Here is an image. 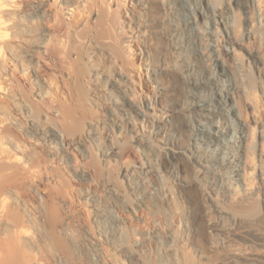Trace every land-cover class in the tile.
<instances>
[{
  "label": "rangeland",
  "instance_id": "rangeland-1",
  "mask_svg": "<svg viewBox=\"0 0 264 264\" xmlns=\"http://www.w3.org/2000/svg\"><path fill=\"white\" fill-rule=\"evenodd\" d=\"M228 1L0 0V264L264 261V0Z\"/></svg>",
  "mask_w": 264,
  "mask_h": 264
},
{
  "label": "bare ground",
  "instance_id": "bare-ground-1",
  "mask_svg": "<svg viewBox=\"0 0 264 264\" xmlns=\"http://www.w3.org/2000/svg\"><path fill=\"white\" fill-rule=\"evenodd\" d=\"M229 4V6L232 8V7H239V8H241L242 10H244V11H248V0H229L228 1V3H227V5ZM181 6H182V4H181ZM180 6V7H181ZM184 7V6H183ZM183 11V10H182ZM196 16H198V18L199 19H201V21H204L205 20V18H206V15H205V13L203 12V10H201V9H199V10H197V14H196ZM247 18V17H246ZM196 22V21H195ZM185 23V22H184ZM198 23V22H197ZM204 25H205V30H208L210 27H208V24H206V23H203ZM252 25V22L251 21H249L248 19H246V21H245V24H244V30H245V34L246 35H249V32H250V28L252 27L251 26ZM207 32H209V31H207ZM206 33V32H205ZM207 34V33H206ZM226 43V42H225ZM211 47L214 49V44L213 45H211ZM227 47H229V46H225L224 44H222L221 45V48H223L225 51H227ZM189 68V67H188ZM188 73V72H187ZM220 82H222L221 81V78L220 77H215L214 78V86H215V90H216V92H217V95L218 96H220V93H221V90H222V87H221V85H219L220 84ZM197 84H198V82H197ZM196 86V85H195ZM200 86V85H199ZM202 88L205 90V91H207V89L208 88H210V85H208V84H206V82L205 83H203L202 84ZM212 90V89H211ZM224 90V89H223ZM227 91V90H226ZM193 95V94H192ZM194 96V95H193ZM128 100H130L128 97H125V99H124V101L123 102H118V104L120 105V107H121V110L126 114V113H128V110L129 109H127V104H128ZM217 101L219 102V104H220V98L218 99L217 98ZM192 104H193V102H191ZM195 103V102H194ZM150 100H147V102H145V104H144V106H146L147 108H151V106H150ZM195 105V104H194ZM200 109H205V108H207V106H204L203 104H196ZM226 107V108H225ZM224 107V105H221V110L220 111H223V110H225V109H227V106H225ZM187 109V108H186ZM139 115H141V116H143V118H146V115H145V113L140 109L139 111ZM195 112H197V111H195ZM197 113H199V112H197ZM129 114V116H130V113H128ZM200 115H202L203 116V118L204 117H207V116H209L208 114H205L203 111L202 112H200L199 113ZM217 114V113H216ZM220 114V113H219ZM128 116V115H127ZM148 117V116H147ZM209 118H210V116H209ZM225 118V117H224ZM157 121H160V120H157ZM217 122V121H216ZM215 124V122H213V125ZM235 124V123H234ZM213 125H211V126H213ZM214 127V126H213ZM179 128V127H178ZM205 127H202L201 126V129L203 130ZM215 128L217 129L216 131H220L221 129L217 126V124L215 125ZM222 128V127H221ZM120 129V128H119ZM199 129H200V127H199ZM198 129V130H199ZM200 129V130H201ZM186 131V130H185ZM190 131V130H189ZM222 132H223V130H221ZM214 133V132H213ZM197 138V137H196ZM201 140V139H200ZM221 140V139H220ZM205 142V141H204ZM239 142V140H238V136L237 135H235V133H234V130H230V132H229V134H227V142H223L222 144V146L223 147H221V145H218V148L219 149H221V151L224 153V154H222V156H221V158H224V159H227L229 162H232L233 163V160H236V154H234L235 152L234 151H231V150H233V148H235V146L237 145V143ZM240 143V142H239ZM221 144V143H220ZM237 147V146H236ZM204 148V147H203ZM163 149H165V153L166 154H164L165 155V157L168 159L169 158V154H168V152L170 153V152H172V153H174V151L172 150V148L170 147V146H165ZM226 149V150H225ZM112 153V151H108V152H105V155L107 154H111ZM194 152H192V155L194 156V154H193ZM225 153H230V154H225ZM104 154V153H103ZM163 155V156H164ZM172 155H174V154H172ZM212 155V154H211ZM171 156V155H170ZM192 156V157H193ZM197 156V155H196ZM199 156V155H198ZM210 156V155H209ZM214 156V155H213ZM205 159V158H204ZM213 159V158H212ZM211 159V160H212ZM217 159V158H216ZM162 160V159H161ZM210 160V161H211ZM163 161V160H162ZM200 161V160H199ZM213 162H208V161H205V162H201L200 164L203 166V167H206V168H208V167H211V166H215L214 165V162H215V160H212ZM168 162V161H167ZM169 162H171V161H169ZM172 163V162H171ZM141 164V163H140ZM150 165V164H149ZM154 165V164H153ZM172 165V164H171ZM173 165H175L174 163H173ZM136 167V166H135ZM175 167V166H174ZM173 167V168H174ZM234 168H233V170L230 172V176L228 177V178H230V179H232L233 181V183H234V186H235V188L234 189H237V187L238 186H240V184H239V172H238V167L236 166L235 167V165L233 166ZM141 168H143L144 169V171L146 170L147 172H149L150 173V175H151V177L155 180L156 179V171H155V168L154 167H146L145 165H142L141 164ZM171 168V167H170ZM222 168V167H221ZM225 168V167H224ZM125 169V168H124ZM132 169V168H131ZM226 169V168H225ZM224 169V170H225ZM129 169H125L124 171H128ZM223 170V171H224ZM123 171V172H124ZM140 171V170H139ZM225 172H226V170H225ZM146 173V172H145ZM126 174V173H125ZM225 175H226V173H224ZM223 175V174H222ZM229 175V174H228ZM124 176H126V175H124ZM138 176V175H137ZM148 176V175H147ZM241 177V176H240ZM127 178V177H126ZM140 178V177H139ZM225 178H226V176H225ZM189 180V179H188ZM228 181V180H227ZM231 181L229 182L230 183V185H231V183H232ZM131 183V182H130ZM241 184H242V187H243V189L245 190V191H247V189L249 190V186H248V184L247 183H245L244 181H243V183L242 182H240ZM153 184V183H152ZM154 185V184H153ZM233 187V186H232ZM134 190H136V188L134 189ZM141 190H143L142 188H141ZM145 190V189H144ZM138 190H136L135 192H137ZM134 192V193H135ZM138 192H140V191H138ZM144 192V191H143ZM141 194V193H140ZM137 195V194H136ZM135 196V195H134ZM136 198V197H135ZM141 198V197H140ZM136 199H138V198H136ZM140 200V199H139ZM136 201V200H135ZM137 205V204H136ZM114 217V216H113ZM116 219V218H115ZM233 226V225H232ZM227 228H225L224 227V229H226V230H228V231H230L233 227H231V226H226ZM225 232V231H224ZM138 244V243H137ZM264 247V246H263ZM263 247H262V249H263ZM261 248V247H260ZM257 251H259V250H257ZM262 251V250H261ZM239 252V251H238ZM260 252V251H259ZM241 254L243 255V257L244 258H246V259H256V258H260V257H264V251H263V253H261V255H259V253H257V252H255V251H249V250H246V249H243V250H241ZM241 255V256H242ZM240 256V255H239ZM261 259V258H260ZM260 259H258V261L260 260ZM264 259V258H263ZM257 260V259H256ZM257 264H264V261L263 260H261V261H259V262H257Z\"/></svg>",
  "mask_w": 264,
  "mask_h": 264
}]
</instances>
